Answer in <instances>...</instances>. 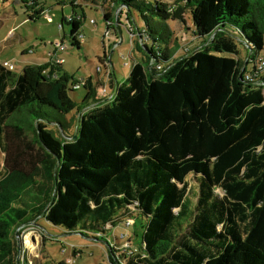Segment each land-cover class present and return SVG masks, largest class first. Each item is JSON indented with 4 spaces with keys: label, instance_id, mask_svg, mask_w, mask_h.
Wrapping results in <instances>:
<instances>
[{
    "label": "trees",
    "instance_id": "1",
    "mask_svg": "<svg viewBox=\"0 0 264 264\" xmlns=\"http://www.w3.org/2000/svg\"><path fill=\"white\" fill-rule=\"evenodd\" d=\"M75 1L99 4L66 1L81 13L62 19L70 32L61 40L79 48L85 15ZM22 3L32 12L38 8L30 19L43 12L37 0ZM103 4L106 30L120 32L114 25L126 14L140 55L126 85H116L108 101L96 98L91 79L71 81L62 65L27 64L17 75L0 63V264H16L13 227L39 217L106 243V264H264V87L239 81L247 52L241 57L234 38L251 48L247 65L255 72L264 48V3ZM133 13L140 25L131 21ZM185 15L190 38L203 39L201 49L179 44L174 24H186ZM78 83L86 89L81 105L69 94ZM50 111H75L76 117L61 122ZM22 112L44 155H28L14 120ZM31 190L39 196L35 204L15 207ZM119 225L132 226V234L116 236Z\"/></svg>",
    "mask_w": 264,
    "mask_h": 264
},
{
    "label": "rangeland",
    "instance_id": "2",
    "mask_svg": "<svg viewBox=\"0 0 264 264\" xmlns=\"http://www.w3.org/2000/svg\"><path fill=\"white\" fill-rule=\"evenodd\" d=\"M23 1L28 2L29 0L0 1V63L13 64L14 73L17 75L21 73L23 67L27 64H49L51 61L50 55L54 52L52 44L61 40L62 32L65 34L70 32L69 25H66L65 29L62 27L63 30L60 28L62 19L68 20L74 13H81L79 8H71L67 4V0H37L43 4V12L36 19H30L33 12L39 10L38 8H35L33 12L27 10L22 3ZM96 1L99 4L98 6L84 7V3L80 1L75 4L84 8L85 18L82 20V26L79 30L84 38L83 40L78 38L79 48L71 46L70 42L66 40L68 50L61 51L59 58L63 61L62 72L67 73L71 77V81L81 82L88 78L91 79L96 98L99 101H108L113 95V90L110 89L111 81L114 84L126 85L131 67L140 55L133 49L132 39H134V35L130 31L132 24L128 21L126 14L122 13L118 20L119 24L114 25V27L119 28L121 34L114 31V29L107 31L102 10L104 0ZM250 1L264 3V0ZM184 17H186V24L182 25L180 22L174 24L179 44L190 51L201 49L205 45L203 39L190 38L189 33L186 31L187 27H191L190 17L188 15ZM134 19L136 25H140L135 13H133V20L131 19V21L133 22ZM106 31L107 35H105ZM237 38L239 39V37ZM241 41H237V45L241 57H244L247 48ZM170 49L172 52L175 51L172 46H170ZM179 52L182 54L181 49L177 53ZM260 55L264 56V48ZM104 57H106V61ZM98 66L100 72H96ZM251 68V64L247 65L248 71ZM108 75H111L112 80L109 79ZM261 86L264 87V84H261ZM69 94L77 104L81 105L86 89L81 87ZM50 113L61 122L70 121L73 117H76L75 111L66 116L53 111H50ZM14 120H17V124L24 130L25 141L30 145L28 155H44L35 135L27 128L25 114L23 112L17 114ZM72 124L74 127L75 121H72ZM50 127L52 130H56L54 126L50 125ZM61 137L63 138V136ZM3 161L4 156L0 150V172L3 170ZM188 181L193 182L192 179H188ZM195 192L196 188H192V191H190L191 207L195 203ZM34 197L39 196L36 191L31 190L29 194L22 196L21 205L15 207L25 211L30 209L37 201L34 200ZM20 226V228L13 227V230H15V255L17 257V248L19 247L20 264L107 263L106 243L104 242H96L94 239H90V241L80 234H69L62 227L53 226L42 217L28 220ZM115 231V235L121 237L124 234H132L133 227L119 225ZM112 239V234L109 232L107 243L111 244ZM135 239L140 241L139 236Z\"/></svg>",
    "mask_w": 264,
    "mask_h": 264
},
{
    "label": "built area",
    "instance_id": "3",
    "mask_svg": "<svg viewBox=\"0 0 264 264\" xmlns=\"http://www.w3.org/2000/svg\"><path fill=\"white\" fill-rule=\"evenodd\" d=\"M78 1H75L74 5L77 4ZM118 15V14H117ZM116 15V16H117ZM71 18V17H70ZM70 18L68 19V21L70 20ZM92 23H94V21H92ZM95 24V23H94ZM60 28L62 29V26L60 25ZM106 35H107V31H106ZM81 40H83L84 36L82 34L79 35V37ZM53 48H54V52L50 55L51 57V61H50V65H62V60L59 58L60 52L63 50H67L68 46L66 44V41H56L54 44H52ZM4 66L7 67L9 70H14V65L13 64H8V63H4ZM158 69H160V67H158ZM253 69L255 72H252L251 70H245L244 74H243V80L249 83H253L256 85L261 86V84H264V57L263 56H257V58L254 60L253 62ZM96 72H100V67L98 66L96 69ZM82 85V83H78L74 89L77 90L79 89V87ZM104 92V90H103ZM131 223V221H129L127 223V225H129Z\"/></svg>",
    "mask_w": 264,
    "mask_h": 264
},
{
    "label": "water",
    "instance_id": "4",
    "mask_svg": "<svg viewBox=\"0 0 264 264\" xmlns=\"http://www.w3.org/2000/svg\"><path fill=\"white\" fill-rule=\"evenodd\" d=\"M120 10H121V8H118V9L115 10V13H114V14H115V22H116V19H117L116 15L119 13ZM115 25H116V24H115ZM216 32H217V30L214 31V32L212 33V35L210 36V38H209V40L207 41V43L213 38V36L216 34ZM119 34H120V32H119ZM137 34H138V31L136 30L135 35H137ZM234 38L236 39V41H241V40H239L235 35H234ZM241 43L247 48V51H246V52H247V56H246V58H245V62H244V64H243V67H242V69H241V71H240V73H239V81H240V82H243V79H242V77H243V73H244V71H245V68L247 67L248 61H249L250 56H251V54H252V50H251V48H250L246 43H244L243 41H241ZM144 52L147 54V51H146V50H144ZM108 62H109V61H108ZM109 64H110V62H109ZM110 67L112 68V65H111V64H110ZM151 68H152V64L149 65L148 69H151ZM115 87H116V85L113 86L112 83H111V85H110V89H112L113 92H115ZM77 129H78V123H77V125H76L75 132H74L73 136L70 137V138H68V140H70V141L75 140ZM20 227H21V226H20ZM20 227H19V228H20ZM19 228H18V229H19ZM16 233H17V231H16ZM19 256H20V249H19V247H18V248H17L16 264H20Z\"/></svg>",
    "mask_w": 264,
    "mask_h": 264
},
{
    "label": "crops",
    "instance_id": "5",
    "mask_svg": "<svg viewBox=\"0 0 264 264\" xmlns=\"http://www.w3.org/2000/svg\"><path fill=\"white\" fill-rule=\"evenodd\" d=\"M0 1H2V0H0ZM64 29H65V28H64ZM64 34H65V33L62 32V35H64ZM120 34H121V31H120ZM62 35H61V37H62ZM137 35H138V34H137ZM137 35H135V36H137ZM137 37H138V36H137ZM111 83H112V81H111ZM112 84H114V83H112ZM114 85H118V84H114ZM89 108H90V107L83 109L82 113L86 112Z\"/></svg>",
    "mask_w": 264,
    "mask_h": 264
},
{
    "label": "flooded vegetation",
    "instance_id": "6",
    "mask_svg": "<svg viewBox=\"0 0 264 264\" xmlns=\"http://www.w3.org/2000/svg\"><path fill=\"white\" fill-rule=\"evenodd\" d=\"M105 35H106V33H105Z\"/></svg>",
    "mask_w": 264,
    "mask_h": 264
}]
</instances>
